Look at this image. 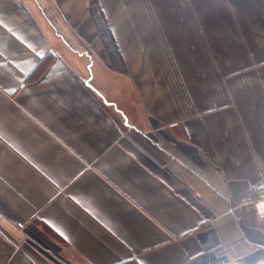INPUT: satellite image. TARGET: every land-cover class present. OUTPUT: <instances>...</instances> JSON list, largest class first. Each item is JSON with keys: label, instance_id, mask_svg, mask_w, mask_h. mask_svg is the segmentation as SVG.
<instances>
[{"label": "crops", "instance_id": "crops-1", "mask_svg": "<svg viewBox=\"0 0 264 264\" xmlns=\"http://www.w3.org/2000/svg\"><path fill=\"white\" fill-rule=\"evenodd\" d=\"M263 179L264 0H0V264H264Z\"/></svg>", "mask_w": 264, "mask_h": 264}, {"label": "trees", "instance_id": "trees-1", "mask_svg": "<svg viewBox=\"0 0 264 264\" xmlns=\"http://www.w3.org/2000/svg\"><path fill=\"white\" fill-rule=\"evenodd\" d=\"M89 13L91 14L92 18L94 19L96 26L98 28L100 37L102 38L105 48L107 49V51L109 52V54L111 55L110 59L113 62V58L112 55L113 53L115 55H117V49L115 48L113 39L110 35V32L107 28V26L105 25V22L103 20V16L101 11L99 10V7L97 5V3L95 1H91L90 5H89ZM114 56V55H113ZM48 58H46L45 60H43L39 66H37V71H40L42 69V67L45 66L46 62H47Z\"/></svg>", "mask_w": 264, "mask_h": 264}, {"label": "built area", "instance_id": "built-area-1", "mask_svg": "<svg viewBox=\"0 0 264 264\" xmlns=\"http://www.w3.org/2000/svg\"><path fill=\"white\" fill-rule=\"evenodd\" d=\"M251 207L259 221H264V179L252 187Z\"/></svg>", "mask_w": 264, "mask_h": 264}, {"label": "rangeland", "instance_id": "rangeland-1", "mask_svg": "<svg viewBox=\"0 0 264 264\" xmlns=\"http://www.w3.org/2000/svg\"><path fill=\"white\" fill-rule=\"evenodd\" d=\"M88 10H89V8H88ZM79 50H81V49H79ZM106 52H107V54L109 55V57H111V55L109 54V52L107 51V49H106ZM117 53H118V51H117ZM114 55V56H113ZM113 55H112V58L114 59L113 60V65L116 67V68H120L121 67V59H120V55H119V53L117 54V55H115L114 53H113Z\"/></svg>", "mask_w": 264, "mask_h": 264}]
</instances>
